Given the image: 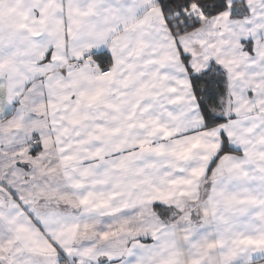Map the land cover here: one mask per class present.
I'll use <instances>...</instances> for the list:
<instances>
[{
    "label": "snow or ice",
    "instance_id": "6c2138e0",
    "mask_svg": "<svg viewBox=\"0 0 264 264\" xmlns=\"http://www.w3.org/2000/svg\"><path fill=\"white\" fill-rule=\"evenodd\" d=\"M0 264H264V0H0Z\"/></svg>",
    "mask_w": 264,
    "mask_h": 264
}]
</instances>
